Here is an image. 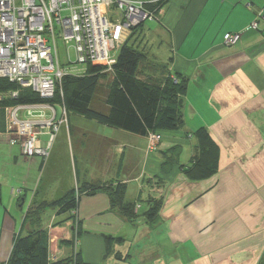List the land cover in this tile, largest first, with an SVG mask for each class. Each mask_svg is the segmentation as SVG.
Instances as JSON below:
<instances>
[{
  "label": "crops",
  "instance_id": "1",
  "mask_svg": "<svg viewBox=\"0 0 264 264\" xmlns=\"http://www.w3.org/2000/svg\"><path fill=\"white\" fill-rule=\"evenodd\" d=\"M263 6L264 0H166L158 28L143 33L166 36L161 42L167 43L168 61L150 54L148 61L188 79L185 127L159 130L161 142L151 153L148 135L112 127L86 131L72 125L70 114L45 161L24 156L0 134V157L11 161V175L21 186L7 206L2 195L3 223L16 205L21 229L0 226V261L8 259L15 235L26 232L22 223L30 208L74 189L71 159L62 153L64 139L58 140L62 132L75 153L76 186L123 183L126 200L141 207L129 220L111 207L104 191H84L77 208L83 231L74 238L71 212L49 206L43 224L52 261L80 253L92 264H258L264 255V20L257 29L249 25ZM237 31H243L241 40L225 44L224 34ZM201 127L220 147L219 170L192 181L182 167L193 163L192 133ZM175 145L182 147L179 164L165 174L161 152ZM158 178L161 184H155ZM154 192L163 196V205L151 224L144 213Z\"/></svg>",
  "mask_w": 264,
  "mask_h": 264
},
{
  "label": "trees",
  "instance_id": "2",
  "mask_svg": "<svg viewBox=\"0 0 264 264\" xmlns=\"http://www.w3.org/2000/svg\"><path fill=\"white\" fill-rule=\"evenodd\" d=\"M156 3L163 7L166 0ZM144 30V22L133 29L132 35L119 50L112 70H108L104 63L90 62L87 64L85 74L64 75L58 84V91L54 98L45 99L31 88L20 87L7 78H0V106L46 101L63 103L68 115L70 112L76 113L106 126L138 135H148L150 132L160 133L159 130L163 129L184 128V94L188 79L180 74L172 76L167 71L166 65L156 64L158 66L156 69L141 67L143 63L150 62L148 54L135 47V43ZM109 76V86L104 100L99 101L97 94L101 81ZM15 90L19 92L16 96L12 94ZM192 135L196 139L193 163L187 168L182 167V171L189 180H205L214 176L219 170L220 147L204 127L194 131ZM181 152L180 145L161 152L164 158L161 165L163 173H169L175 165L179 164ZM161 181L158 178L155 184H161ZM100 190L109 196L113 209L118 210L129 220L136 217L141 207L140 202L126 200V186L122 183L102 186L99 184L95 187L84 184L79 191L72 189L53 205L59 207V214L70 213L78 208L84 191L94 194ZM155 192L148 199L150 207L144 213L151 224L157 221L163 205V196ZM2 204L0 183V207ZM46 209V206L38 205L26 212L22 223L26 232L15 235L8 259L0 261V264H92L83 261L80 253L61 260L50 259L49 231L43 224ZM69 218L71 216L67 217ZM76 223L74 238L83 231L81 221L77 219ZM258 264H264V255Z\"/></svg>",
  "mask_w": 264,
  "mask_h": 264
},
{
  "label": "built area",
  "instance_id": "3",
  "mask_svg": "<svg viewBox=\"0 0 264 264\" xmlns=\"http://www.w3.org/2000/svg\"><path fill=\"white\" fill-rule=\"evenodd\" d=\"M158 1L0 0V78L51 99L64 75L85 74L90 62L104 63L112 70L115 53L133 29L146 20L160 19L163 7L156 5ZM259 19L264 20V6L249 28H259ZM242 35L243 31L225 33V44L235 45ZM58 41L66 50L64 61ZM5 109L10 115L5 131L9 145H19L26 156L48 159L59 129L68 124L64 104L21 103ZM161 139L160 133L150 132L147 152L155 150Z\"/></svg>",
  "mask_w": 264,
  "mask_h": 264
},
{
  "label": "rangeland",
  "instance_id": "4",
  "mask_svg": "<svg viewBox=\"0 0 264 264\" xmlns=\"http://www.w3.org/2000/svg\"><path fill=\"white\" fill-rule=\"evenodd\" d=\"M144 1L147 2V1H151V0H144ZM157 21H160V19L144 21V28L147 29V30L149 28H151V30L155 31L158 28ZM144 34L145 33H143L141 35L140 39L137 40V42L135 43V47L138 48V50H140L142 52L150 54L151 56L155 55L154 59H158L161 62L162 61L163 62L164 61L167 62L168 61L167 60V57H168L167 43L161 42V40H164L166 38L165 34L163 33L162 36H160V37L158 35H156V36H153L151 38L149 36L146 37ZM58 46H59L60 58H61L62 61H64V57H66L65 47L60 41H58ZM118 54H119V51H117L115 53L116 57L118 56ZM71 57H72V60H74L75 57H76L75 53H74V50H71ZM154 63L146 62V63H143L141 67L143 69L144 68L156 69V67H158L156 65L157 62L154 61ZM77 68H81L82 69V68H84V66H82V65L79 66L78 65ZM109 80H110V76L107 77L106 79H103L101 81V84H100V87H99V91H98V94H97V99L99 101H103L104 100L106 91H107L108 86H109ZM56 107H57V110L60 111V105H57ZM9 118H10V115L8 114V111L5 109V107H1L0 106V134L5 137L6 141L8 142V145H9V140H8L7 135L5 134V131H6L7 127H9ZM70 119H71L72 125H75V126L81 128V129L84 128L86 131H91V132H94V133L95 132L105 133L106 130L112 131V128H110V127H108V126H106L104 124H101V123L97 122L96 120H91L89 118H86V117H84L82 115H79V114H76V113L70 112ZM64 125H68V124H64ZM58 140H63V142H61V141L60 142L65 146L66 150L62 149V153L66 152V155L71 159L72 169L70 170L71 167H69V171L71 172V176L73 177L72 178V186L74 188L76 187L75 191L76 190L79 191L80 187L78 185L76 186V183H75V168H74V156H75L74 154L75 153H73V151H72V145H71L70 139L68 137V134H65V136H63L62 132H60V136H59ZM18 147H20V146L18 145ZM20 149H21V147H20ZM21 151H22V149H21ZM148 153H151V152L149 151ZM24 156H26V155H24ZM26 157H39V156H26ZM39 158L43 159L42 157H39ZM44 160H47V159H44ZM14 163L15 162L13 161V164ZM28 166L30 167V164H27V167ZM12 172H14V171H13V166H11V161H9V159H7L6 157H3V158L0 157V183H1V186H2V195H3L4 199H5L6 206H7L8 202L11 200V197L13 195V193H12L13 189L18 190L19 188H21L20 184H18V185L15 184L14 179H13V177L11 175ZM38 175H39V173L37 174V176ZM151 190H152V188H151ZM53 203L54 202L49 203L48 201H44L43 203H41L39 205L40 206L44 205V206H46L48 208L49 206L50 207H54ZM58 209H55V210L58 211ZM4 211H5V206L2 204L1 207H0V226L2 224H5V226H9L12 229L17 226L16 227L17 232H20V229H21L20 228V225H21V213H20L21 210H20V208L18 206H16V205L13 206L12 207V216H9L7 214L9 222L7 221L5 223H3L4 220H5L4 217H3ZM71 214L72 215H71L70 219H71L74 227L76 228V224H77L76 222H77V219H78L77 213L71 212Z\"/></svg>",
  "mask_w": 264,
  "mask_h": 264
}]
</instances>
